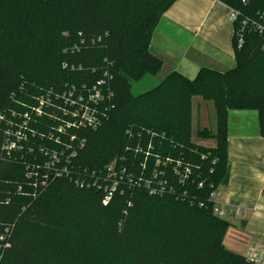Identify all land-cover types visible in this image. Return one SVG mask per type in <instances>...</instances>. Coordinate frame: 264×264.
<instances>
[{
	"label": "trees",
	"instance_id": "obj_1",
	"mask_svg": "<svg viewBox=\"0 0 264 264\" xmlns=\"http://www.w3.org/2000/svg\"><path fill=\"white\" fill-rule=\"evenodd\" d=\"M176 1L0 0V116L6 117L0 120V264H253L226 247L232 223L215 213L210 196L230 180L229 112L257 111L264 136L263 39L245 33L239 48L237 24L234 68H202L193 79L172 71L135 95L134 83L162 69L151 42ZM219 1L241 16L264 17V0ZM107 67L115 103L110 119L79 130L78 141L86 142L68 164L69 175L36 191L27 163L45 161L42 145L62 146L37 137L23 150L3 151L13 112H32L39 97L63 92L68 83L92 85ZM194 96L215 105V133L200 131L215 146L193 140ZM33 117L30 126L42 134L56 124L47 115ZM157 156L192 166L185 183L172 165L166 168L175 194H151L136 184L151 177ZM110 165L126 168L134 181L120 183L105 204L91 175Z\"/></svg>",
	"mask_w": 264,
	"mask_h": 264
},
{
	"label": "crops",
	"instance_id": "obj_2",
	"mask_svg": "<svg viewBox=\"0 0 264 264\" xmlns=\"http://www.w3.org/2000/svg\"><path fill=\"white\" fill-rule=\"evenodd\" d=\"M234 34L230 7L223 2L177 0L162 17L151 42V51L163 60L161 71L157 75L145 76L133 87L148 91L172 71H179L193 79L202 68L220 71L234 68ZM216 121L214 103L194 96L192 137H200L202 130L215 133ZM228 131L230 180L226 187L220 188L219 199L232 207L233 212L226 217L232 225L224 243L229 250L248 259L257 254L260 247L264 256V243L261 245L262 242H259L258 248L250 249L244 245L246 238L240 242L231 231L232 227L238 228V223H241L244 232L249 235L264 236V136L260 133L258 112L231 110ZM201 144L215 146L216 140L205 137Z\"/></svg>",
	"mask_w": 264,
	"mask_h": 264
},
{
	"label": "built area",
	"instance_id": "obj_3",
	"mask_svg": "<svg viewBox=\"0 0 264 264\" xmlns=\"http://www.w3.org/2000/svg\"><path fill=\"white\" fill-rule=\"evenodd\" d=\"M230 19L234 24V28L235 25H239L236 28L239 48L244 44L245 33L251 31H256L260 34L264 47V17L258 21L251 17L241 16L239 10L230 8ZM82 42L84 43V40ZM73 48H79V46L74 45ZM107 63L111 65V62L107 61ZM111 78L112 76L107 67L103 77L92 85L87 82L81 85L68 83L63 92L56 94L49 92L47 95L39 97V102L32 107V112H26L24 115L13 112V118L8 121L5 129L3 151L10 153L23 150L30 144L28 143L25 146L26 142L37 137L41 140H44V138L53 140L62 146L60 150H57L42 145L39 153L45 157V161L27 163L28 175L33 179L36 191L37 189L45 190L57 177H61L64 174L69 175L68 164L86 142L84 139L78 141L79 130H96L110 119L111 112L115 108ZM45 115L56 121V124L48 133L42 134L33 129L30 123L34 118L33 116L42 117ZM4 119L6 117L1 115L0 120ZM32 150L30 148V151ZM138 150L139 148H137ZM155 164L156 168H154L150 178L142 175L136 180V184L139 186L144 183L151 194H175V187L170 185L169 180L165 176L168 165H172V173L180 182L185 183L191 178L192 166L185 164L182 159L174 160L170 157L163 159L157 156ZM142 166L143 169H147L146 160L142 163ZM91 177L94 179L93 185L103 190L105 204L114 196L120 183L127 182L132 184L134 181V176L128 174L126 168L120 167L118 169L114 165H110L104 174L96 175L92 173ZM76 182L81 186L85 184V180H80L79 178L76 179ZM199 186L202 187L203 183H200ZM219 197L220 188L215 189L211 193L210 199L214 202L215 213L220 217L226 218L233 212V208L223 203ZM252 262L253 264H261L259 259H253Z\"/></svg>",
	"mask_w": 264,
	"mask_h": 264
},
{
	"label": "rangeland",
	"instance_id": "obj_4",
	"mask_svg": "<svg viewBox=\"0 0 264 264\" xmlns=\"http://www.w3.org/2000/svg\"><path fill=\"white\" fill-rule=\"evenodd\" d=\"M135 84V83H134ZM134 84H133V86H134ZM132 92L135 94V95H137V94H139V93H142L143 92V90L142 89H137L136 87H132ZM204 138L205 137H203L202 135L199 137V136H195L194 138H193V140L196 142V143H199V144H201L202 142H203V140H204ZM235 224V223H234ZM237 227L238 228H234V227H232V229H231V231L232 232H234V235H235V239L236 240H238V241H244L245 239L244 238H246L247 239V241H245V247L247 246L248 248H250V249H256V247L258 248V243L259 242H262V244L261 245H263V243H264V236H261V238L260 237H254V236H251V235H249L248 233H246V232H244V227H243V225H241V223H238V225H237ZM244 233H246V234H244ZM233 235V236H234ZM244 239V240H243ZM255 239V240H254ZM253 240H254V243L255 244H253ZM257 245V246H256ZM253 253H255L254 251H253ZM250 259H259L260 260V262H261V264H264V256H263V249L260 247V248H258V252H257V254L255 253V255L252 257V258H250Z\"/></svg>",
	"mask_w": 264,
	"mask_h": 264
}]
</instances>
